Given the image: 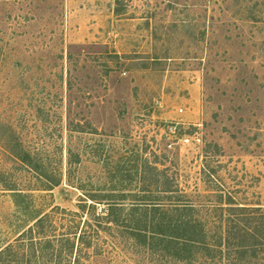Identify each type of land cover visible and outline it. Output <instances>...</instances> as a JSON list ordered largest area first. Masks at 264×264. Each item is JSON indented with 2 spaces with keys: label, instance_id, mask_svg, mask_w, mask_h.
I'll return each mask as SVG.
<instances>
[{
  "label": "rangeland",
  "instance_id": "rangeland-1",
  "mask_svg": "<svg viewBox=\"0 0 264 264\" xmlns=\"http://www.w3.org/2000/svg\"><path fill=\"white\" fill-rule=\"evenodd\" d=\"M114 202L192 206L155 219L208 247L129 214L105 229ZM228 203L264 213V0H0V251L22 235L18 264H264L261 246L218 255Z\"/></svg>",
  "mask_w": 264,
  "mask_h": 264
},
{
  "label": "trees",
  "instance_id": "trees-1",
  "mask_svg": "<svg viewBox=\"0 0 264 264\" xmlns=\"http://www.w3.org/2000/svg\"><path fill=\"white\" fill-rule=\"evenodd\" d=\"M169 192V191H165ZM93 201V200H92ZM164 205H158V204H148V205H139V204H129V205H123L121 203L114 202L110 204V209L107 217H102L98 219L106 220L105 221V229H108L110 231H117L120 228H125L122 221H116L114 217L112 216L114 214L119 213V216L127 214L130 215L132 220H135L137 223H142L144 221V224H149L154 228H159L157 231H161V236L165 238L166 240H169L168 242H172V244L177 245V243L182 241V245L184 246H190L194 248H199L203 245V248L208 247V243H200L199 241H194V239H187L185 237H177L173 233L170 235L171 231H168L170 229H167L169 232L166 233V229H162L161 223H159L158 219H155V214L157 213H173V212H181V211H187L191 210L192 206L187 205H172L169 207H166ZM222 212H226V217L224 218L223 225H220L221 231L219 234V240L218 242H214V246H216V249L219 250L218 255H220V258L226 257L223 255L224 252L231 250L234 251V254H238V259L241 260L242 256L246 253L253 252L254 254L257 252V249L261 246L264 247V213H262V210L260 207H247V206H239L234 205L232 203H228L226 207H220ZM224 208V209H223ZM258 212V216L256 214ZM49 215H44L41 218H38L35 222V229L31 228L30 232L34 233L36 232L39 238L40 242L49 243L47 238L48 235L46 234V227L45 223L49 220ZM138 220V221H137ZM203 227V226H202ZM140 227H131V232L136 231ZM172 228V227H170ZM202 229V228H201ZM204 229V228H203ZM156 230V229H155ZM195 230V228H193ZM166 233V234H164ZM55 238V235L53 236V240ZM60 238V237H59ZM63 238V237H61ZM38 241V242H39ZM223 241V248H221V242ZM42 242V243H43ZM23 238L22 235H20L16 239L15 244H10L4 249L0 251V264H18L20 262H25L24 260L28 257L26 254L24 247L22 245ZM56 241H53V249L51 248L48 252V256L56 258V254L59 255V257L62 256V249L60 251H56ZM61 247L67 246V252L68 255L72 254L75 242L72 241L68 236L65 237L64 240L59 241ZM36 245L35 243H31L29 250L32 251L31 256L34 258L36 256ZM17 249V250H15ZM15 250V251H14ZM82 253V252H81ZM217 255V254H216ZM13 258L10 259V257ZM241 257V258H240ZM60 259V258H59ZM74 262V264H80ZM31 264V263H30ZM65 264H72L71 261L65 262Z\"/></svg>",
  "mask_w": 264,
  "mask_h": 264
},
{
  "label": "built area",
  "instance_id": "built-area-1",
  "mask_svg": "<svg viewBox=\"0 0 264 264\" xmlns=\"http://www.w3.org/2000/svg\"><path fill=\"white\" fill-rule=\"evenodd\" d=\"M181 112H182V110H181Z\"/></svg>",
  "mask_w": 264,
  "mask_h": 264
}]
</instances>
